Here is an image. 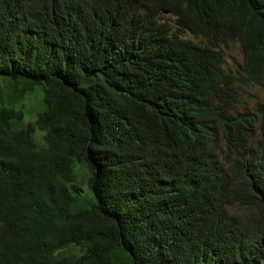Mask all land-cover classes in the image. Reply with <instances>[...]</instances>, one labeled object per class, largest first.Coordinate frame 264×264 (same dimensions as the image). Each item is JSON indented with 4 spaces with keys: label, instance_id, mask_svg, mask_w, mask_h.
<instances>
[{
    "label": "trees",
    "instance_id": "trees-1",
    "mask_svg": "<svg viewBox=\"0 0 264 264\" xmlns=\"http://www.w3.org/2000/svg\"><path fill=\"white\" fill-rule=\"evenodd\" d=\"M263 80L264 0H0V264H264Z\"/></svg>",
    "mask_w": 264,
    "mask_h": 264
},
{
    "label": "rangeland",
    "instance_id": "rangeland-1",
    "mask_svg": "<svg viewBox=\"0 0 264 264\" xmlns=\"http://www.w3.org/2000/svg\"><path fill=\"white\" fill-rule=\"evenodd\" d=\"M186 38L197 40V38L189 33H184ZM198 41V40H197ZM224 52V66L230 70L231 73L237 75L241 72L242 52L237 42L230 43L223 48ZM258 102L264 103V80L260 84L248 83L243 85L242 93L239 98L238 107L240 109L255 110ZM79 248L73 247L66 251V254L78 255Z\"/></svg>",
    "mask_w": 264,
    "mask_h": 264
}]
</instances>
